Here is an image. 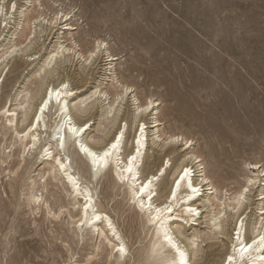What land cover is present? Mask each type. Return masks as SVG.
<instances>
[{
	"label": "bare ground",
	"instance_id": "obj_1",
	"mask_svg": "<svg viewBox=\"0 0 264 264\" xmlns=\"http://www.w3.org/2000/svg\"><path fill=\"white\" fill-rule=\"evenodd\" d=\"M2 9L0 1V14ZM26 9V3L17 9L8 43L13 42L23 20L25 26L30 22ZM193 10L192 15L198 19L201 11ZM71 12H60V16L55 12L47 25L53 27L58 17H62L66 23L59 29H77L70 22ZM41 18L44 20L46 16ZM93 20V25L100 22L95 17ZM62 38L42 54L29 78L10 96L9 104L5 102L0 107V136L9 133L6 145H0V163L5 164L0 165V174L8 169L4 176H16L10 182V189L22 180L18 190L29 212H40L42 222L66 217L67 221L63 222L67 240L75 247L84 244L91 248L81 264H181V260L183 264H264V165L259 161H244L241 166L252 174L243 176L244 184L238 189L221 191L220 184L236 182L241 169L231 160L228 148L223 149V158L219 151L209 153L215 168L223 171L213 181L201 153L191 149L193 139L161 129L159 100L151 95L139 100L132 81L117 77L114 61L119 57L108 51V42L96 38L92 47L83 51L71 41L65 44L71 37ZM199 40L192 44L196 55ZM177 41H182L179 36ZM32 49L31 41L22 47L14 42L0 49V77L16 50H22L31 60L41 47ZM101 50L106 51L108 66L104 77L95 80L89 88L72 87L67 78L57 75L54 63L62 65L75 55L91 61ZM104 80L109 82L108 87L103 86ZM153 80L155 85H162L156 76ZM170 88L178 100L175 86ZM127 95H131L132 107L125 113L123 102ZM48 116L52 120L50 124L46 120ZM41 139L45 140L44 144ZM178 142L184 148L173 157ZM15 146L19 147L17 159L7 162L10 151L4 149ZM68 146L73 148L72 155L66 153ZM85 148L87 152L83 151ZM151 150L158 154L152 157ZM33 153V160L27 161L25 157ZM73 159L78 161V169L73 168ZM37 162L41 168L30 175ZM80 171H85L87 178ZM106 175L111 178L109 198L119 191L123 194L122 201L114 204V212L124 214L123 206L127 205L133 210L131 221H138L140 233L135 241L123 234L115 218L95 198L96 186ZM255 186L259 187L258 194L252 213L248 214L247 192ZM48 197L54 202H49ZM62 224L59 221V226ZM137 241L143 245L131 262L130 247L133 249ZM209 241H215L210 246H219L216 254L204 250L202 243ZM62 245L67 252L62 263L73 264L75 251L69 243ZM121 246L124 252L119 251ZM49 264L59 263L52 259Z\"/></svg>",
	"mask_w": 264,
	"mask_h": 264
},
{
	"label": "rangeland",
	"instance_id": "obj_2",
	"mask_svg": "<svg viewBox=\"0 0 264 264\" xmlns=\"http://www.w3.org/2000/svg\"><path fill=\"white\" fill-rule=\"evenodd\" d=\"M0 1L3 2L0 49L14 42L22 47L29 41L33 51L41 47L31 60L22 50H16L7 60L5 73L0 77V107L5 102L9 104L10 96L29 78L42 54L55 41L63 40V35L71 37L65 44L75 43L77 49L83 48V51L100 38L108 42V51L119 57L114 61L117 77L132 81L139 100L150 95L159 100L161 129L192 138L195 143L191 149L201 153L213 181L223 171L215 168L209 153L219 151L223 158V149L228 148L231 160L241 169L236 182L220 184L221 191L238 189L244 184L243 176L252 174L241 166L244 161H259L264 165V0H98L96 4L94 0ZM24 3L30 22L25 26L23 20L13 42L8 43L16 11ZM195 8L201 11L198 19L192 15ZM65 11H72L70 22L75 23L77 29H59L66 23L62 17H58L53 27L48 26V19L54 17L55 12L60 16V12ZM39 14L46 18L34 19ZM93 17L100 22L93 25ZM178 36L182 41H177ZM196 39L199 40L197 55L192 47ZM70 57L68 62L62 65L56 62L53 66L57 75L67 78L72 87L87 89L95 80L104 77V69L108 66L105 50L87 62L76 55V58ZM153 76L162 85H155ZM108 83L104 80L103 86L108 87ZM172 86L176 88L179 101L173 96ZM130 96L127 95L123 102L125 113L132 107ZM174 104L177 107L173 108ZM46 120L49 124L52 121L49 116ZM8 134L0 136L1 146L6 145ZM41 143L45 140L41 139ZM183 148L180 142L176 143L173 157ZM18 149V146L4 149L10 151L7 162L17 159ZM72 152L73 148L68 146L66 153L72 155ZM150 152H153L152 157L158 154ZM34 155L25 159L33 160ZM72 161L73 168L78 169V161ZM37 163L31 168L30 175H35L41 168L42 165ZM0 165L4 167L5 164ZM7 171L0 174V264H49L52 259L63 264L61 259L67 257V252L62 243H69L75 251L71 263L81 264L91 248L84 244L75 247L67 240L66 217H61L59 221L63 224L59 226V221L55 220L42 222L40 212H29L24 197L19 194L22 180L10 189V182L16 176L9 174L10 178H7L8 175L4 176ZM28 175L26 172L24 176ZM80 175L87 178L85 171H80ZM110 182L108 175L100 180L95 198L115 218L123 234L135 241L140 233L138 221H131L133 210L127 205L123 206L124 214L114 212V204L122 201L123 194L119 191L109 198ZM258 188L251 187L247 192L248 214L252 213ZM42 192L47 196L45 190ZM48 200L54 202L52 197ZM215 241L202 243L207 254L218 252V245H209ZM142 245L137 241L133 249L130 247L131 262ZM75 258L78 261L73 262Z\"/></svg>",
	"mask_w": 264,
	"mask_h": 264
},
{
	"label": "snow or ice",
	"instance_id": "obj_3",
	"mask_svg": "<svg viewBox=\"0 0 264 264\" xmlns=\"http://www.w3.org/2000/svg\"><path fill=\"white\" fill-rule=\"evenodd\" d=\"M113 147H115V145H113ZM83 151L87 152L88 150L85 148V149H83ZM107 154H108V153H105V155H107ZM157 211L159 212L160 210L157 209ZM169 211H171V209H169ZM166 239H168V240H169V243H171V239H170V238L166 237ZM173 247H175V245H173ZM249 247H251V245H249ZM119 251H120V252H124V248H123V246H121V248L119 249ZM181 256H183L182 253H181ZM231 259H232V258L229 257V260H231ZM181 264H183V260H181Z\"/></svg>",
	"mask_w": 264,
	"mask_h": 264
}]
</instances>
